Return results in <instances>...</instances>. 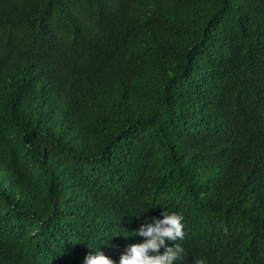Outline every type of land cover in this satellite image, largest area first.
Returning <instances> with one entry per match:
<instances>
[{
    "label": "trees",
    "instance_id": "16d2710c",
    "mask_svg": "<svg viewBox=\"0 0 264 264\" xmlns=\"http://www.w3.org/2000/svg\"><path fill=\"white\" fill-rule=\"evenodd\" d=\"M163 208L179 264H264V0H0V264L119 261Z\"/></svg>",
    "mask_w": 264,
    "mask_h": 264
},
{
    "label": "clouds",
    "instance_id": "9594fccd",
    "mask_svg": "<svg viewBox=\"0 0 264 264\" xmlns=\"http://www.w3.org/2000/svg\"><path fill=\"white\" fill-rule=\"evenodd\" d=\"M142 210L141 212H146ZM140 212V213H141ZM140 213L137 215L139 217ZM145 222L129 231L142 240L127 244L119 261L107 255L99 246L90 247L83 264H179L185 259V218L181 212L162 209L160 216L145 217ZM191 264H208L205 257L194 258Z\"/></svg>",
    "mask_w": 264,
    "mask_h": 264
}]
</instances>
